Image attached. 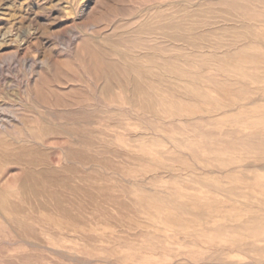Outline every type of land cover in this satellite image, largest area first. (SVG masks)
I'll list each match as a JSON object with an SVG mask.
<instances>
[{"label": "rangeland", "instance_id": "374dc122", "mask_svg": "<svg viewBox=\"0 0 264 264\" xmlns=\"http://www.w3.org/2000/svg\"><path fill=\"white\" fill-rule=\"evenodd\" d=\"M0 264H264V0H0Z\"/></svg>", "mask_w": 264, "mask_h": 264}, {"label": "bare ground", "instance_id": "6f19581e", "mask_svg": "<svg viewBox=\"0 0 264 264\" xmlns=\"http://www.w3.org/2000/svg\"><path fill=\"white\" fill-rule=\"evenodd\" d=\"M138 29H139V28H138ZM131 31H132V30H131ZM139 31H140V30H139ZM134 33H135V32H134ZM121 37H123V36H121ZM121 37H120V38H121ZM179 38H180V37H179ZM181 40H183V39H181ZM115 41H116V40H115ZM117 41H118V40H117ZM134 42H135V41H134ZM116 43H117V42H116ZM136 43H137V42H136ZM126 49H127V48H126ZM111 50H112V49H111ZM107 51H108V50H107ZM107 51H106V52H107ZM125 51H126V50H125ZM121 53H122V52H121ZM122 54H123V53H122ZM118 56H119V54H118ZM105 63H106V62H105ZM108 63H109V62H108ZM105 66H107V65H105ZM110 66H111V65H110ZM117 69H118V68H117ZM141 69H142V68H141ZM138 71H139V70H138ZM138 71H137V72H138ZM112 72H113V71H112ZM118 72H119V71H118ZM140 72H141V71H140ZM113 73H114V72H113ZM108 74H109V72H108ZM113 77H114V75H113ZM110 78H111V77H110ZM111 80H112V79H111ZM114 80H115V79H114ZM109 81H110V79H109ZM115 81H116V80H115ZM117 82H118V81H117ZM117 82H116V83H117ZM105 84H106V83H105ZM118 84H119V82H118ZM121 86H122V85H121ZM7 87H8V85H7ZM134 88H135V87H134ZM122 89H123V87H122ZM107 91H108V90H107ZM24 187H25V185H24ZM24 190H25V189H24Z\"/></svg>", "mask_w": 264, "mask_h": 264}]
</instances>
